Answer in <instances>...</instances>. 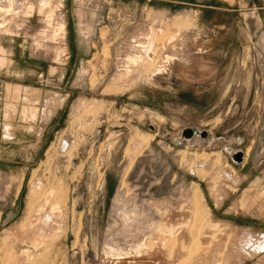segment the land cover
Listing matches in <instances>:
<instances>
[{
    "label": "rangeland",
    "instance_id": "obj_1",
    "mask_svg": "<svg viewBox=\"0 0 264 264\" xmlns=\"http://www.w3.org/2000/svg\"><path fill=\"white\" fill-rule=\"evenodd\" d=\"M1 8L0 264H264V0Z\"/></svg>",
    "mask_w": 264,
    "mask_h": 264
},
{
    "label": "bare ground",
    "instance_id": "obj_2",
    "mask_svg": "<svg viewBox=\"0 0 264 264\" xmlns=\"http://www.w3.org/2000/svg\"><path fill=\"white\" fill-rule=\"evenodd\" d=\"M1 11H2V8L0 9ZM5 11V10H4ZM1 25V24H0ZM166 59V58H165ZM110 88V87H109ZM107 89V88H106ZM108 91V90H107ZM63 144L65 143V142H63V141H61ZM60 142V143H61ZM62 146V145H61ZM65 146H66V143H65ZM64 146V147H65ZM63 148V147H62ZM64 149V148H63ZM194 195V194H193ZM196 196V195H195ZM194 196V197H195ZM195 203H196V201H195ZM53 208V207H52ZM54 210H55V208H53ZM50 210V212H49V214H47V215H45L44 217H46V220H41V221H43L42 222V224L40 225V229H38V231H43V233H44V231L48 228H50V227H48V223H50L51 221H52V217L54 216V210ZM58 210V209H57ZM32 216V215H31ZM42 218V217H41ZM54 220V219H53ZM49 221V222H48ZM37 227V226H36ZM39 228V227H38ZM47 229V230H48ZM37 230V229H36ZM49 231V230H48ZM163 233V232H162ZM42 234V233H41ZM40 234V235H41ZM47 234V233H46ZM49 234V233H48ZM42 236H45V234L44 235H42ZM3 239V238H2ZM4 241V240H3ZM6 242V241H5ZM203 259H205V258H203ZM205 260H207V259H205Z\"/></svg>",
    "mask_w": 264,
    "mask_h": 264
},
{
    "label": "water",
    "instance_id": "obj_3",
    "mask_svg": "<svg viewBox=\"0 0 264 264\" xmlns=\"http://www.w3.org/2000/svg\"><path fill=\"white\" fill-rule=\"evenodd\" d=\"M184 136L185 138H191L193 136V131L192 130H187L185 133H184ZM240 154H238L236 156L237 160L239 161L240 160Z\"/></svg>",
    "mask_w": 264,
    "mask_h": 264
}]
</instances>
